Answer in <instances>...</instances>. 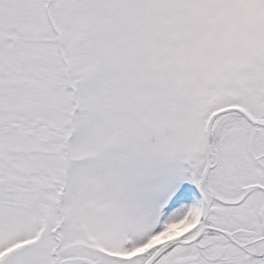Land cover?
<instances>
[{"label": "snow or ice", "instance_id": "obj_1", "mask_svg": "<svg viewBox=\"0 0 264 264\" xmlns=\"http://www.w3.org/2000/svg\"><path fill=\"white\" fill-rule=\"evenodd\" d=\"M0 264H264V0H0Z\"/></svg>", "mask_w": 264, "mask_h": 264}]
</instances>
